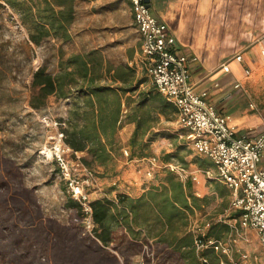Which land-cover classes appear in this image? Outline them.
<instances>
[{
  "label": "crops",
  "instance_id": "0c3cea01",
  "mask_svg": "<svg viewBox=\"0 0 264 264\" xmlns=\"http://www.w3.org/2000/svg\"><path fill=\"white\" fill-rule=\"evenodd\" d=\"M80 1L75 0V15ZM128 4L130 8L129 0ZM150 7L160 20L167 23L181 49L189 55L191 80L196 88L207 92V98L230 116L232 125L241 130L250 127L262 129L264 92L256 86L257 79L249 82V87H245L238 77L231 74V62L229 72L221 66L231 60V56L237 53L243 55L248 50L249 62L262 67L261 73L264 74V0H150ZM132 18L134 22V17ZM72 38L74 39L73 33ZM75 43L78 45L76 40ZM93 48L102 51L105 63L123 67L122 76H113V68L98 81L117 88L121 113L119 119L99 116L97 97L90 92H79V86L71 87L72 91L64 97L68 100L69 122L78 124L79 128L87 125L88 117L81 114L78 118L75 111L79 109L84 112L91 101L93 107L90 108L95 111L93 117L97 126L94 134L78 135L85 142V147L76 151L103 172H124L125 188L112 186L104 196L118 202L120 194H125L128 201L133 203L137 199H143L146 206L143 208V204L141 205L142 212L131 223L130 229L121 224L114 228L112 243L117 241L118 233L124 230L133 241L151 240L159 248L171 249V246L163 243V239L175 244L185 234L191 231L196 233L198 228L206 231L212 224L225 226L222 235L223 238L227 237L229 223L238 214L228 210L231 189L223 181L207 176L203 169L215 170L214 162L177 135L176 110L173 105L166 104L164 95L152 84L146 72L142 60V41L127 45L126 50L119 54L115 52V46L109 43L100 44V47L79 48L75 52ZM236 81L245 87L248 94L234 86ZM229 92H234L233 96H227ZM254 92L255 95H252ZM247 95L255 98L248 105L245 103ZM172 113L175 116L172 117ZM123 151L128 152H125V161L128 163L125 170L120 164L114 166L119 160L117 155H123ZM171 164L183 167L185 173L173 170ZM259 166L264 168V155ZM149 171L152 173L148 174ZM165 187L168 188L169 195L177 187L185 202L176 201L184 210L185 216L177 219L174 224L168 217L156 214L157 199ZM188 248L187 245L183 246L182 251ZM208 253L213 262L218 264L217 253L212 250H208ZM173 254L177 264H186L180 253ZM195 264H198L197 258Z\"/></svg>",
  "mask_w": 264,
  "mask_h": 264
},
{
  "label": "rangeland",
  "instance_id": "374dc122",
  "mask_svg": "<svg viewBox=\"0 0 264 264\" xmlns=\"http://www.w3.org/2000/svg\"><path fill=\"white\" fill-rule=\"evenodd\" d=\"M75 16L73 40L49 36L37 45L20 14L8 5L0 7V264H61L71 248L92 241L93 224L70 205V197L79 200L71 180L79 181L90 200L103 197L112 186L125 188L123 171L103 172L96 164L87 165L67 143L68 100L51 94L42 107L30 104L33 72L40 65L55 72L60 46L69 54L109 43L119 54L140 42L128 0H81ZM249 53L242 61L233 59L235 55L229 58L231 74L245 87L257 79L256 86L264 92L263 68L249 62ZM244 88L238 90L248 94ZM251 99L255 101L247 95L245 103ZM123 152L114 166L125 170ZM247 235L248 241L239 239L240 248L249 253L246 264H264L256 230L249 228ZM117 238L106 248L119 264H177L173 250L159 248L155 241H130L124 230Z\"/></svg>",
  "mask_w": 264,
  "mask_h": 264
},
{
  "label": "built area",
  "instance_id": "2783aa9c",
  "mask_svg": "<svg viewBox=\"0 0 264 264\" xmlns=\"http://www.w3.org/2000/svg\"><path fill=\"white\" fill-rule=\"evenodd\" d=\"M129 2L142 41L146 72L152 84L176 110L177 135L214 162L215 170L205 168L203 171L231 189L228 210L238 213L229 223L227 237L197 238V248H213L221 255L220 264H246L249 253L240 248L239 239L249 240V228L256 230L264 249V168L259 166L264 155V126L260 130L253 127L241 130L232 125L230 116L207 98L206 91L198 90L192 82L191 59L181 49L167 23L152 12L147 0ZM233 59L242 61L243 55L237 53ZM230 62H224L222 69L229 72ZM245 73L249 74L250 68L246 67ZM234 86L240 88L242 85L236 81ZM170 167L185 173L183 167L172 164ZM71 185L89 223L94 226L88 194L78 180H71ZM198 232L204 231L198 228ZM235 253L239 256L235 257ZM201 260L203 264H211L207 257H201Z\"/></svg>",
  "mask_w": 264,
  "mask_h": 264
},
{
  "label": "trees",
  "instance_id": "16d2710c",
  "mask_svg": "<svg viewBox=\"0 0 264 264\" xmlns=\"http://www.w3.org/2000/svg\"><path fill=\"white\" fill-rule=\"evenodd\" d=\"M5 5L20 14L29 39L37 45L41 44L49 36L61 38L65 41L72 38L70 29L75 19V0H0V7ZM113 68V76H122L124 73L122 66H114L109 62L105 63L104 55L99 48L84 52H72L67 55L63 46H60L57 70L55 72L48 70L45 65L38 66L33 72L31 81L33 92L30 104L35 108L42 107L47 103L49 95L56 94L59 97H67L72 91L71 87L79 86L77 88L79 92H90L97 97V114L99 116H112L119 119L121 102L117 94V88L111 84L98 82L99 79L104 77L105 73L109 74ZM85 84H87L86 88L84 87ZM89 104V107L84 112L79 109L75 111V116L78 118L81 114L88 117L89 123L87 125L79 128L78 124L69 122L70 117L67 119L66 141L74 150H82L85 147V142H83L82 138L79 139L78 135H91L97 132L93 117L95 111L90 108L93 107L91 101H89ZM166 104L172 105L167 100ZM81 159L87 165H91V162L87 161L85 157L82 156ZM8 167L12 168V165ZM174 188L175 191H173L172 195H169L167 187L159 193L160 197L157 199L158 212L156 213L158 216L168 217L172 224L177 219H183L185 216L184 210L176 202L180 201L185 204L184 198L180 196L179 189L177 187ZM118 199V202H116L109 197L103 196L90 200L94 237H90L92 241L81 242V245L71 248L66 260L62 261L61 264H119L117 256L106 248L113 241V230L119 224L125 225L127 229H130L131 223L138 219L145 204H143V199H137L132 203L128 201V197L125 194H120ZM69 202L71 207L75 208L79 213H85L79 200L70 197ZM142 204L143 206L141 207ZM143 208H146V206ZM5 216L8 215L5 214ZM224 229L225 226L223 225L212 224L204 232L194 233L191 231L185 234L175 244L168 242L166 239L162 241L171 246L173 253H180L186 264H195L196 258L198 259V264H203L201 257H207L211 264H215L208 250L216 251L211 247L198 249L196 239L223 238ZM130 241L133 240L130 239ZM186 245L189 248L182 251V247ZM3 247L6 248L5 246ZM20 253L21 255L23 254L22 251ZM217 255L219 258L218 264H220L221 255L220 253H217ZM223 257L227 258V256Z\"/></svg>",
  "mask_w": 264,
  "mask_h": 264
},
{
  "label": "water",
  "instance_id": "95a60500",
  "mask_svg": "<svg viewBox=\"0 0 264 264\" xmlns=\"http://www.w3.org/2000/svg\"><path fill=\"white\" fill-rule=\"evenodd\" d=\"M150 3V0H147Z\"/></svg>",
  "mask_w": 264,
  "mask_h": 264
},
{
  "label": "bare ground",
  "instance_id": "6f19581e",
  "mask_svg": "<svg viewBox=\"0 0 264 264\" xmlns=\"http://www.w3.org/2000/svg\"><path fill=\"white\" fill-rule=\"evenodd\" d=\"M47 150V149H46ZM47 151H49V150H47Z\"/></svg>",
  "mask_w": 264,
  "mask_h": 264
}]
</instances>
